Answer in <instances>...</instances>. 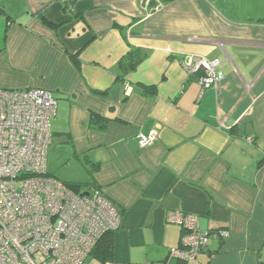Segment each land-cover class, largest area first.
Listing matches in <instances>:
<instances>
[{
  "label": "crops",
  "instance_id": "obj_1",
  "mask_svg": "<svg viewBox=\"0 0 264 264\" xmlns=\"http://www.w3.org/2000/svg\"><path fill=\"white\" fill-rule=\"evenodd\" d=\"M195 56L224 80L202 88ZM0 89L52 93L48 174L120 213L112 258L88 264H179L173 211L229 233L184 264H264V0H0Z\"/></svg>",
  "mask_w": 264,
  "mask_h": 264
},
{
  "label": "built area",
  "instance_id": "obj_2",
  "mask_svg": "<svg viewBox=\"0 0 264 264\" xmlns=\"http://www.w3.org/2000/svg\"><path fill=\"white\" fill-rule=\"evenodd\" d=\"M81 0H64L73 5ZM199 84L209 88L224 80L219 62L188 57L182 62ZM58 102L42 89H0V264H88L102 238L121 226V215L100 190L76 194L47 172L53 142L51 121ZM157 132L140 135L147 148ZM167 221L182 229L180 247L169 258L195 261L212 238L227 231L205 233L197 216L170 212Z\"/></svg>",
  "mask_w": 264,
  "mask_h": 264
},
{
  "label": "trees",
  "instance_id": "obj_3",
  "mask_svg": "<svg viewBox=\"0 0 264 264\" xmlns=\"http://www.w3.org/2000/svg\"><path fill=\"white\" fill-rule=\"evenodd\" d=\"M73 61L76 64L80 63L78 55L71 56ZM146 55L141 51H131L127 56H125L120 62V72L121 74L118 76V80H123L126 75L130 72H134L138 66L144 61ZM93 119L98 120V116H93ZM65 185L75 192L76 194H82L84 191H88L89 188L86 186H82L79 184H68ZM112 236L113 233H109L105 235L102 240L98 243L95 250L93 251L90 258L95 257L103 263H107L112 258ZM184 264V263H179Z\"/></svg>",
  "mask_w": 264,
  "mask_h": 264
},
{
  "label": "rangeland",
  "instance_id": "obj_4",
  "mask_svg": "<svg viewBox=\"0 0 264 264\" xmlns=\"http://www.w3.org/2000/svg\"><path fill=\"white\" fill-rule=\"evenodd\" d=\"M51 123H52V121H51ZM66 171V170H65ZM59 179V178H58ZM61 182H63V183H66L64 180H62V179H59Z\"/></svg>",
  "mask_w": 264,
  "mask_h": 264
}]
</instances>
